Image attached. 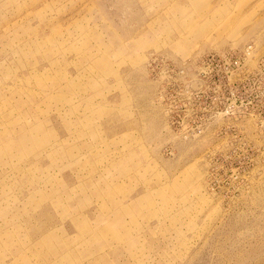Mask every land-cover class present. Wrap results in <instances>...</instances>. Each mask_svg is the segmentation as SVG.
Segmentation results:
<instances>
[{"label":"rangeland","instance_id":"obj_1","mask_svg":"<svg viewBox=\"0 0 264 264\" xmlns=\"http://www.w3.org/2000/svg\"><path fill=\"white\" fill-rule=\"evenodd\" d=\"M0 264H264V0H0Z\"/></svg>","mask_w":264,"mask_h":264}]
</instances>
